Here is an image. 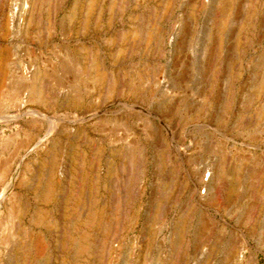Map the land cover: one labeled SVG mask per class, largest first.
<instances>
[{"label": "rangeland", "instance_id": "rangeland-1", "mask_svg": "<svg viewBox=\"0 0 264 264\" xmlns=\"http://www.w3.org/2000/svg\"><path fill=\"white\" fill-rule=\"evenodd\" d=\"M0 138L17 264H264V0H0Z\"/></svg>", "mask_w": 264, "mask_h": 264}, {"label": "bare ground", "instance_id": "bare-ground-1", "mask_svg": "<svg viewBox=\"0 0 264 264\" xmlns=\"http://www.w3.org/2000/svg\"><path fill=\"white\" fill-rule=\"evenodd\" d=\"M25 150L27 153L29 151V147L27 146ZM11 160L12 158L9 155L8 159L5 158L3 160V164H0V211L2 208L4 209L2 211V215H0V264L16 263L15 262L16 258L14 257L15 242H13L12 239V232L15 229L14 226L17 225L16 223L21 224L22 215L23 213H25V210L29 206L28 197L23 194L20 196L17 195L13 190L14 189L13 179H8L9 172L11 169ZM82 246L83 245H81V247ZM40 249H42V247Z\"/></svg>", "mask_w": 264, "mask_h": 264}]
</instances>
